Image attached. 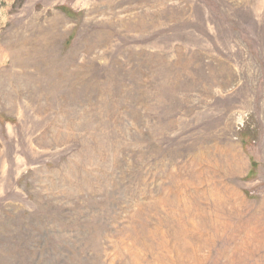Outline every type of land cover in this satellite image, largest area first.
Listing matches in <instances>:
<instances>
[{
    "label": "rangeland",
    "instance_id": "374dc122",
    "mask_svg": "<svg viewBox=\"0 0 264 264\" xmlns=\"http://www.w3.org/2000/svg\"><path fill=\"white\" fill-rule=\"evenodd\" d=\"M0 264H264V0H0Z\"/></svg>",
    "mask_w": 264,
    "mask_h": 264
}]
</instances>
